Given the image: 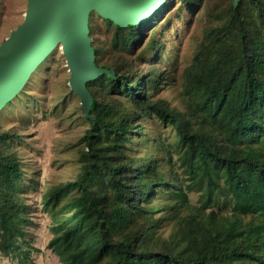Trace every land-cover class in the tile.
<instances>
[{"label": "trees", "instance_id": "trees-1", "mask_svg": "<svg viewBox=\"0 0 264 264\" xmlns=\"http://www.w3.org/2000/svg\"><path fill=\"white\" fill-rule=\"evenodd\" d=\"M230 14L238 30L239 66L225 72L230 77H222L216 70L219 61L207 65L208 87L204 90L213 96L208 97L213 103L189 107L187 119L164 103L151 102L143 78L135 88L126 73L99 65V48L94 46L96 63L106 71L88 83L92 103L85 113L90 128L83 137L88 151L83 153L81 172L43 197L44 209L55 221L48 246L62 264H264V119L258 116L261 109L264 112V0H233ZM154 19L155 15L143 24L127 27L110 19L106 22L124 32L127 48L129 40L141 35L136 31ZM151 80L154 89V78ZM95 82L110 84L112 92L130 97L135 107L133 119L126 114L119 119L115 106L101 103L91 89ZM139 109L176 127L183 168L178 183L166 181L157 172L154 156L148 165L144 159L138 165L135 157L127 164L125 152L120 154L135 132ZM194 115L197 126L192 122ZM5 137L9 135L0 132V229L10 233L5 236L8 242L21 232L18 203L9 192L21 174L19 161L1 150ZM159 182L160 196H167L170 209L187 207L193 212L190 222L198 233L193 231L204 239L195 257L185 256L189 252L182 240L171 242L167 254L143 251L147 237L160 224L152 219V208H147ZM191 192L200 194L199 206L191 205ZM219 204L223 208L231 205L230 215L212 209ZM138 214L149 215V224L129 231ZM8 244L3 248H9ZM176 246L180 249L175 253Z\"/></svg>", "mask_w": 264, "mask_h": 264}, {"label": "rangeland", "instance_id": "rangeland-1", "mask_svg": "<svg viewBox=\"0 0 264 264\" xmlns=\"http://www.w3.org/2000/svg\"><path fill=\"white\" fill-rule=\"evenodd\" d=\"M232 2L166 0L154 14V22L137 30L141 35L129 40L127 48L124 32L93 11L91 36L93 45L99 48V65L114 66L120 73H126L135 88L143 78L144 92L151 102L164 103V107L174 113L181 112L187 119L189 107L195 109L198 103H213L208 100L213 96L204 90L208 87L207 65L219 61L215 63L221 70L216 69L218 75L230 77L225 72L235 70L241 61L238 30L230 14ZM27 4L28 0H0V44L23 22ZM70 76L65 55L57 46L30 75L23 90L0 111V132L9 135L2 142L1 150L19 161L21 174L16 184L9 186L11 199L18 203L21 232L5 242V236L10 233L0 229V264H62L61 258L48 246L54 236L51 227L55 221L44 209L43 197L78 177L83 153L88 151L83 137L90 128L82 99L69 85ZM153 78L155 88L151 89ZM91 89L101 103L116 107L119 119L125 114L133 119L135 107L130 97L112 92L107 83H92ZM149 115L140 109L136 111L135 132L120 154L125 152L127 164L130 157H135L138 165H142L143 159L148 165L154 156L157 172L166 181L174 179L178 183L183 168L176 127ZM258 116L264 119L262 109ZM192 122L197 126V116H193ZM159 185L160 182L147 208H152V219L160 220V224L152 231V237H147L143 251L167 254L171 242L182 240V247L189 252L185 256H197L204 239L194 233L196 226L190 222L193 212L187 207L170 209L167 196H160ZM189 200L192 206H199L200 194L189 193ZM212 209L220 215H230L232 210L231 205L223 208L222 204ZM149 222V215L138 214L136 224L131 223L128 230L139 231ZM7 243L10 247L3 248ZM179 249L176 246L173 251L176 253Z\"/></svg>", "mask_w": 264, "mask_h": 264}, {"label": "water", "instance_id": "water-1", "mask_svg": "<svg viewBox=\"0 0 264 264\" xmlns=\"http://www.w3.org/2000/svg\"><path fill=\"white\" fill-rule=\"evenodd\" d=\"M166 0H28L24 20L0 44V111L24 88L37 66L60 46L71 72V90L86 114L92 103L88 83L106 69L96 63L90 14L117 25L143 24Z\"/></svg>", "mask_w": 264, "mask_h": 264}]
</instances>
